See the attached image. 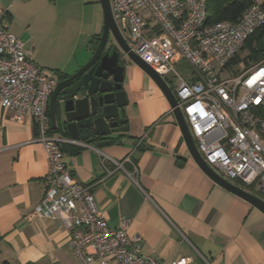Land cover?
I'll list each match as a JSON object with an SVG mask.
<instances>
[{
  "label": "crops",
  "instance_id": "obj_1",
  "mask_svg": "<svg viewBox=\"0 0 264 264\" xmlns=\"http://www.w3.org/2000/svg\"><path fill=\"white\" fill-rule=\"evenodd\" d=\"M33 1L0 0L7 11L4 24L19 39L16 13ZM103 26L98 21L91 36V55ZM89 58L54 64V57L33 52L34 64L48 75L71 74ZM125 66L129 132L101 146H66L64 162L72 176L92 187L110 227L129 222L128 236L141 237L146 257L166 264L183 258L190 264H264V213L206 175L191 157L162 91L137 65ZM37 138L32 117L0 109V264H81L68 245L67 230L51 219L32 218L50 169ZM129 156L132 164L125 163Z\"/></svg>",
  "mask_w": 264,
  "mask_h": 264
},
{
  "label": "built area",
  "instance_id": "obj_2",
  "mask_svg": "<svg viewBox=\"0 0 264 264\" xmlns=\"http://www.w3.org/2000/svg\"><path fill=\"white\" fill-rule=\"evenodd\" d=\"M110 2L131 51L173 91L206 164L226 181L264 194V57L249 66L241 62L239 75L223 77L247 40L264 26L261 3L249 7L238 22L208 24L207 0ZM6 14L0 6V109L32 117L50 165L44 197L32 218L51 219L67 230L68 245L81 264H166L142 254L141 237L128 236V221L110 227L92 187L72 176L64 147L77 142L51 133L49 101L58 76L34 64L32 50L7 30ZM183 62L189 68L186 75L178 71ZM126 162L132 164L130 156Z\"/></svg>",
  "mask_w": 264,
  "mask_h": 264
},
{
  "label": "water",
  "instance_id": "obj_3",
  "mask_svg": "<svg viewBox=\"0 0 264 264\" xmlns=\"http://www.w3.org/2000/svg\"><path fill=\"white\" fill-rule=\"evenodd\" d=\"M99 2L104 14L99 45L84 65L71 74H63L58 78L49 101L52 129L59 134L67 135L77 143L88 145H96V138L100 139L98 142H103L128 133L129 120L122 117L129 106L124 91L125 64H135L150 77L166 97L187 149L197 165L216 184L264 213V201L261 198L226 181L206 164L195 145L173 91L161 76L131 51L114 20L110 0ZM110 41L117 49L112 53L109 51L105 53Z\"/></svg>",
  "mask_w": 264,
  "mask_h": 264
},
{
  "label": "rangeland",
  "instance_id": "obj_4",
  "mask_svg": "<svg viewBox=\"0 0 264 264\" xmlns=\"http://www.w3.org/2000/svg\"><path fill=\"white\" fill-rule=\"evenodd\" d=\"M16 16L21 39L29 42L30 49L34 47L32 52H40L45 58L54 57V64H62L69 58L75 65L77 61L91 57L88 50L91 36L98 30V21L104 23L101 5L94 4L93 0H34L31 4H22ZM239 55L245 66L261 60L246 63L248 53L241 51ZM230 69L232 71L224 73L223 77L239 75V64H232ZM178 71L186 75L189 68L183 62ZM167 81L170 85L174 83L170 77ZM241 187L264 199V194L257 189L242 184Z\"/></svg>",
  "mask_w": 264,
  "mask_h": 264
},
{
  "label": "trees",
  "instance_id": "obj_5",
  "mask_svg": "<svg viewBox=\"0 0 264 264\" xmlns=\"http://www.w3.org/2000/svg\"><path fill=\"white\" fill-rule=\"evenodd\" d=\"M258 0H207V23L215 24L223 21L238 22L243 13L251 7ZM262 9L264 10V3H261ZM97 35L94 38L95 47L93 53L99 45V37ZM247 52L248 58L245 61L257 62L264 57V26H262L254 35H252L246 42L242 53ZM238 55L232 62L233 65L239 64L240 59ZM58 78H61V74H57ZM54 130L51 127V133ZM111 140L99 142L97 145L101 146L104 143H109ZM111 143V142H110ZM65 148V147H64Z\"/></svg>",
  "mask_w": 264,
  "mask_h": 264
},
{
  "label": "flooded vegetation",
  "instance_id": "obj_6",
  "mask_svg": "<svg viewBox=\"0 0 264 264\" xmlns=\"http://www.w3.org/2000/svg\"><path fill=\"white\" fill-rule=\"evenodd\" d=\"M110 43V42H109ZM109 43H108V45H107V49H106V51H105V53L106 52H110V53H112L114 50H116L117 48H115V45L113 44V43H111V45L109 46ZM121 64L122 65H124V63L123 62H121ZM123 118L124 117H126V115H124V116H122ZM100 139H98V138H96V145L99 143L98 141H99Z\"/></svg>",
  "mask_w": 264,
  "mask_h": 264
}]
</instances>
